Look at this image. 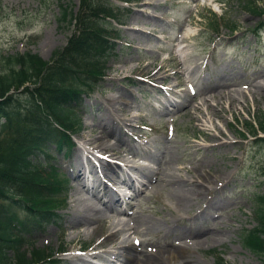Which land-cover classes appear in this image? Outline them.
Wrapping results in <instances>:
<instances>
[{
  "label": "rangeland",
  "instance_id": "374dc122",
  "mask_svg": "<svg viewBox=\"0 0 264 264\" xmlns=\"http://www.w3.org/2000/svg\"><path fill=\"white\" fill-rule=\"evenodd\" d=\"M147 1L137 0L128 5L110 2L108 10L114 11L121 24H106L118 30L117 57L109 60L108 75L101 87L82 97L74 106L77 116L81 117L82 130L73 138L72 153L64 156L63 151L50 147L49 156L40 155L42 162L58 170L56 178L66 186V194L58 196V199H64L61 210L49 222L43 221L34 229L28 241L36 248L48 250L46 253L54 251L55 254L56 249L65 251L62 255L55 254L56 264H76L70 257L82 254L77 252L82 244L91 247L104 240L106 235H99L102 232L100 228L97 234L80 236L73 244L68 241L73 233L65 230V212L74 192L70 173L74 169L75 154L78 148L83 149L84 155L95 154L100 151L99 144L119 151H128L129 147H133L135 154L127 156L125 164L116 157L109 158L104 154L103 159L120 165L136 178H140L141 173L137 168L130 170L132 164H145L150 169H156L164 167L169 161L171 169L165 172L192 181L200 173L195 165L207 156L211 167L225 169L227 181L231 184L212 191L214 186L204 183L211 190L203 192L192 213L178 211L174 205L177 191L173 185L163 183L153 187L149 184L136 194L135 200L130 201L129 214L140 221L155 222L158 229L151 227L149 234L141 229L138 236L130 232L127 235L130 236V244L141 239L143 246L155 241L164 245L169 239L175 241L173 231L176 229H184L191 224L203 229L199 231L203 234L206 227L215 223L220 229L228 227L230 231H221L220 243L203 242L198 249L191 248L192 264H264V257L252 254L240 240L241 232L253 226L256 200L264 193V142H253L250 138L242 141L238 133L243 125L249 126L251 121H260L264 117V90L253 98L249 92L251 88L246 86L253 74L264 73V21L260 23L257 15L246 9L240 0H155L160 4L156 9L143 6ZM248 2L258 6L264 4V0H247L245 4ZM63 5L71 6L74 14L82 10L80 0H0V54L30 51L45 61L49 60L52 52L66 45L73 31V28L59 22ZM146 13L157 20H149ZM215 18L221 27L216 25ZM225 26H234L237 32L231 34ZM255 28H261L260 35L254 31ZM140 31L147 34L137 33ZM171 56L182 62L183 73L163 79L165 74L158 72V68L163 66L164 70H168L173 64L168 61ZM195 66L198 68L194 69ZM222 75H225V80L217 79ZM188 82L195 84L197 94L187 98V101L192 105L200 103L204 115L216 107L208 97L207 86L221 84L231 90L237 89L244 93L245 101L240 100L232 112L228 111L229 105L225 102L223 107L226 111H218L222 117H201L199 114L201 122L196 123L190 115L182 114L179 108L184 99L190 97L186 91ZM259 82L263 83L262 80ZM169 84L184 85V98L172 92H161L163 89L159 87L163 85L165 89ZM120 95H123L125 103L117 102ZM173 97L181 101L175 104L178 106L162 111L160 102ZM204 101L212 106L207 108ZM109 105L117 110L115 118H110ZM98 119L106 121L126 144L118 148L113 136L93 142L101 136L95 126ZM120 119L130 121L128 125L120 124ZM220 133H224L225 137ZM221 143L227 145L207 149ZM82 162L85 163V160ZM95 164L99 167L98 161ZM103 167L98 168V176L107 171ZM210 198L215 202L213 204L219 203L224 207V214L219 216L218 212L208 210L211 219L207 216V221L203 222L193 213L202 211L201 204ZM174 213L184 221L173 222ZM229 213L232 216L225 215ZM17 218L27 219L23 212H19ZM128 218L127 215H112L110 220L117 224ZM35 219L38 220V217ZM182 239L176 238V244L182 243ZM105 247L106 250H114L108 245ZM23 250L29 251V247L23 246Z\"/></svg>",
  "mask_w": 264,
  "mask_h": 264
},
{
  "label": "trees",
  "instance_id": "16d2710c",
  "mask_svg": "<svg viewBox=\"0 0 264 264\" xmlns=\"http://www.w3.org/2000/svg\"><path fill=\"white\" fill-rule=\"evenodd\" d=\"M80 1L82 10L76 14L69 5L60 9L59 22L73 31L49 61L29 51L0 54V264L55 262L34 245H27L30 251L23 250L30 231L55 216L60 205L57 197L65 191L56 178L57 169L40 163V155L48 156L50 147L58 151L72 147L71 137L82 126L73 106L102 84L117 47L105 25L106 19L117 20L114 11L108 10L110 0ZM247 9L260 20L264 15V9L254 4ZM249 127L246 131L255 142H264L257 137L258 131H264V119ZM256 203L254 224L241 232L240 240L261 257L264 194ZM18 211L34 216L31 224L18 219Z\"/></svg>",
  "mask_w": 264,
  "mask_h": 264
},
{
  "label": "bare ground",
  "instance_id": "6f19581e",
  "mask_svg": "<svg viewBox=\"0 0 264 264\" xmlns=\"http://www.w3.org/2000/svg\"><path fill=\"white\" fill-rule=\"evenodd\" d=\"M159 5L160 4L158 2L156 3L155 0H148L143 6L156 9L160 7ZM146 16L149 20L156 19L147 13ZM137 33L147 34L145 31ZM169 61L173 62V64L169 65L168 70H164L163 66L158 68V72L165 74L163 79H167L172 75H181L183 73V64L181 61L174 56H171ZM194 69H197V66H195ZM224 76L225 75H222L217 79L225 80ZM259 77L262 78L258 79ZM263 77V72L253 74L246 83V86L251 88L249 92L253 98L255 95H261L260 92L264 90ZM261 80L263 83L259 82ZM173 88L174 86L169 87L170 90H173ZM238 91L239 90L237 89L231 90L230 87H225V85L221 84L207 86L209 99L220 109L218 110L214 107V110L208 111L206 115L217 118L222 117V115H218V111H226L223 107L225 102H228V111L232 112L233 107L238 104L240 100L245 101L244 93ZM119 100L120 101L117 102L125 103L123 95H120ZM160 103H162V111H168V107L172 106L165 100ZM204 105L207 108L212 106V104L207 103L206 101H204ZM201 106L202 105L200 103L192 105V102L185 101L181 106H179V108H181L180 112L182 114L190 115L191 120L196 123H200L201 119L198 115L200 114L201 117L206 116L204 115ZM115 112H117V110H115L112 105H109L108 113L110 118H115ZM129 121V119H120L119 123L128 125ZM208 121H210V119H208ZM95 126L100 130L101 136L94 139L93 142H98L103 139V137L107 138L108 136H113L112 138H115V143L118 145V148H121L126 144L123 139L117 137L116 132L113 129L108 127L106 121L98 119ZM220 135L225 137L224 133H220ZM223 144L227 145V143H221L219 145L209 146L207 149L213 150L212 148ZM99 146V152L96 151L95 154L89 153L88 156L83 154L84 151L82 148H78L76 151L74 169L70 173V177L73 181L74 192L72 193V197L69 201L68 210L65 212L67 214L65 230L72 231L73 235L68 238V241L72 244L75 243L80 236L86 237L91 234H97L100 228H102V232L100 231L99 235H106V238L91 246L89 251L85 252L84 255H72L70 259L74 260L76 264H95L93 263V260H102L105 264H170L172 261L177 262V264H192V258L190 255L191 248L193 250L198 249L203 242L220 243L219 240L222 239L221 233H223L221 231H230V228L228 227L220 229L218 224L216 225L215 223H211L208 227H206L203 235L199 232L203 229L190 224L189 227L173 231L175 236V241L172 238L173 242L169 239L164 243V245H160L158 241H155L143 246V241L139 239L137 244H130V236H127L130 232L132 235L138 236L141 233V229H143L146 234H149L151 232V227L153 230L158 229L157 224L155 222L150 224L145 220L140 221L137 218L132 217L128 213L131 208V204L130 206L127 205L126 207H123L122 211H118L116 208L117 206H121L122 202L119 195L116 193V190L109 187V182L113 183L116 180L117 182L115 185H117V188L121 185H125L133 188L136 192H142L143 188L149 186V184H152L153 187L163 183L173 185L177 191L174 205L179 212L184 211L191 213L194 210L193 208L195 204L202 198L204 191L209 192L212 186H214L212 191H218L230 186L231 183L230 181H227L228 176L224 171L225 169L211 167L208 163L209 158L207 156L203 157L195 165V167H197L200 171L196 180L190 181L183 179L182 177H174L165 172L171 169V163L169 161L165 162L164 167L158 166L156 169H150L149 167L140 168L135 164H132L129 169H138L141 173L139 179L133 178V176L123 170L120 165L111 164L103 159L104 154L108 155L106 157L109 158L116 157L122 162L124 161L125 164L128 162L126 160L127 156L131 153L135 154L133 147H129L127 149L128 151H119L117 148H112L109 145L106 146L99 144L97 147ZM81 159H84L85 163H83ZM95 161H98L99 167L95 164ZM103 166L106 167L107 171H104L98 176L97 170L98 168L103 169ZM119 172L121 174H119ZM191 178H193V176H191ZM204 183H207L211 187H206ZM89 184H91V186H89ZM213 203L215 202L212 201V198H210L209 201L205 200V202L201 204L203 210L194 212L193 216L199 218L203 222L207 221V216L211 219V210L218 212L219 216H223L224 207H221L219 203ZM208 210L210 211L207 212ZM112 215L115 217H123L124 215H127L129 218L126 221H120L117 224H114L110 220ZM225 215L228 217L232 216L231 213ZM173 218V222L175 223L184 221V218L177 213H174ZM168 236L169 235L166 237ZM176 238H183L182 240L184 241L176 244ZM107 245L114 250L111 251L109 249L103 252H99L97 250L99 247H105ZM83 248L84 246L82 245L78 250ZM57 251L59 250L57 249Z\"/></svg>",
  "mask_w": 264,
  "mask_h": 264
}]
</instances>
